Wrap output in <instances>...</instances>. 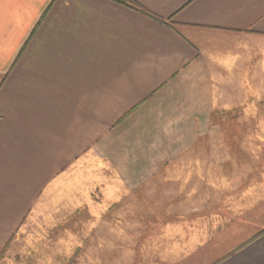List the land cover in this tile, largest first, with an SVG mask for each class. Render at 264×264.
<instances>
[{
  "label": "crops",
  "instance_id": "crops-1",
  "mask_svg": "<svg viewBox=\"0 0 264 264\" xmlns=\"http://www.w3.org/2000/svg\"><path fill=\"white\" fill-rule=\"evenodd\" d=\"M130 1L136 6L0 0V259L9 255L16 219L28 208L22 193L28 171L43 177L50 168L45 155L62 145L76 148L78 140L92 147L94 123L105 134L109 121H119L122 153L132 155L123 169L197 170V177L179 171L175 177L150 172L137 182L120 178L123 185L182 187L171 201L190 203L192 220L181 228L197 236L194 245L181 243L182 257L165 262L264 264V157L236 163L235 147L226 152L216 140L166 151L196 152V163L135 157L165 152L141 142L148 123H198L196 136L204 141L206 132H217L210 123L264 122V113H253L264 106V0ZM254 90L261 98L253 97ZM209 154L216 157L206 161ZM226 169L233 170L226 176L220 172ZM218 206L223 209L214 217L224 225L209 216ZM248 231L242 240L226 236Z\"/></svg>",
  "mask_w": 264,
  "mask_h": 264
},
{
  "label": "rangeland",
  "instance_id": "rangeland-1",
  "mask_svg": "<svg viewBox=\"0 0 264 264\" xmlns=\"http://www.w3.org/2000/svg\"><path fill=\"white\" fill-rule=\"evenodd\" d=\"M253 97L261 98V91L254 90ZM114 108L109 107L110 116ZM253 113H264V106L261 111H255L253 107ZM118 123L113 126L109 121L110 129L105 134L99 124L94 123L92 147H84L79 140L76 148L62 145L58 152L55 150L44 156L45 165L50 168L44 169L43 177L40 171H28L22 178V193L28 194V208L23 205L26 213L23 211L24 216L16 219L18 223L12 248L7 249L8 256L2 255L0 264H168L165 261L178 259L186 252L180 248L181 243L194 245L193 238L197 234L182 232L181 228L186 221L192 220L187 212L190 203L171 201L182 187L123 185L120 182V178L143 181L150 177V172L160 174L163 170L129 171L122 168L132 160V155L122 153ZM197 124H146V129L140 131L141 142H151L165 152L139 153L135 156L137 161L150 158L158 162L174 156L196 163V152L177 155L166 151L185 145L208 146L214 140V144L225 148L226 152L228 146L235 147V158L231 159L236 163L250 165L264 157L261 150L264 146V122L210 123L217 126V132H206L204 141L197 139ZM208 157L212 160L216 155H207L206 161H210ZM221 157L224 158L222 161H229L228 154H221ZM232 170L220 172L227 176ZM179 171L187 177H197L195 169L166 174L164 171L163 174L175 177L180 176L175 173ZM241 171L244 172V168ZM209 172L213 176V171ZM221 209L223 207L219 206L210 209L209 216H213V223L221 220V225H224L225 219L214 217ZM220 227L212 229L214 234ZM249 232L227 233L226 236L230 241L235 235L242 240L250 237L252 233ZM167 240L169 245L164 243ZM190 264H195L194 260Z\"/></svg>",
  "mask_w": 264,
  "mask_h": 264
},
{
  "label": "trees",
  "instance_id": "trees-1",
  "mask_svg": "<svg viewBox=\"0 0 264 264\" xmlns=\"http://www.w3.org/2000/svg\"><path fill=\"white\" fill-rule=\"evenodd\" d=\"M113 1H115L117 3H122V4L130 5L132 7H135L136 6V5H133L132 4V1H130V0H113ZM262 232H264V230Z\"/></svg>",
  "mask_w": 264,
  "mask_h": 264
}]
</instances>
